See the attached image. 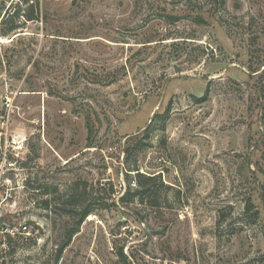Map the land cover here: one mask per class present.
Returning <instances> with one entry per match:
<instances>
[{"label": "rangeland", "instance_id": "rangeland-1", "mask_svg": "<svg viewBox=\"0 0 264 264\" xmlns=\"http://www.w3.org/2000/svg\"><path fill=\"white\" fill-rule=\"evenodd\" d=\"M36 1L0 0V264H264V0Z\"/></svg>", "mask_w": 264, "mask_h": 264}, {"label": "trees", "instance_id": "trees-1", "mask_svg": "<svg viewBox=\"0 0 264 264\" xmlns=\"http://www.w3.org/2000/svg\"><path fill=\"white\" fill-rule=\"evenodd\" d=\"M31 13H28L27 16L29 19H34L35 14L33 10V6L31 5ZM171 17V16H170ZM174 20L178 19L177 16H172ZM198 22H202V18L199 17L197 18ZM15 27H12L10 29H13ZM170 114V107L166 109V112L163 114V117L167 119V117ZM159 115V114H158ZM138 170V168H135ZM137 176L138 178L136 179V185L138 182V186L135 188L130 187L129 190L126 192V194L122 197L123 201H133L136 196L139 197V200L141 203L150 205L152 207H158L161 206L160 204V199H161V186H163V181L161 180L160 175H149L145 174L143 172L137 171ZM264 187V184L263 186ZM86 191V190H85ZM264 196V193H263ZM69 202L72 206V208L66 209V215L76 217L78 216V222L75 227H72V229L69 230L68 233V238L67 240L63 243L62 247L60 248V253L62 249L67 246L72 237L74 236L75 233H77L80 230V224L86 219V217L92 213L93 209L89 205H84L83 203V194H74L71 193L70 196H68ZM76 199V200H75ZM50 200H46V204L49 206L50 205ZM250 203L248 204V209H250Z\"/></svg>", "mask_w": 264, "mask_h": 264}, {"label": "built area", "instance_id": "built-area-1", "mask_svg": "<svg viewBox=\"0 0 264 264\" xmlns=\"http://www.w3.org/2000/svg\"><path fill=\"white\" fill-rule=\"evenodd\" d=\"M28 1H30V3H32V4L37 2L36 0H28ZM131 184L136 186V180L135 179L131 180ZM3 231H4V229L1 230V232H3ZM6 232H7V234H9L11 236H17L19 234H29L30 230H29L28 226L24 225V226H19V227H16V226L10 227V228L6 229Z\"/></svg>", "mask_w": 264, "mask_h": 264}]
</instances>
